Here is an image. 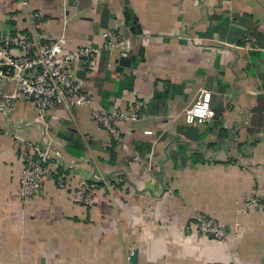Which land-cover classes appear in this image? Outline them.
Wrapping results in <instances>:
<instances>
[{
  "label": "crops",
  "instance_id": "0c3cea01",
  "mask_svg": "<svg viewBox=\"0 0 264 264\" xmlns=\"http://www.w3.org/2000/svg\"><path fill=\"white\" fill-rule=\"evenodd\" d=\"M32 5L42 13L35 26L18 0H0V41L31 29L73 49L118 31L131 44L76 73L95 106L134 98L142 108L120 126L124 142L90 107L55 105L39 117L18 100L0 110V264H131L134 250L136 264H264V207L247 201L264 199V0ZM201 88L214 120L186 124ZM35 148L49 150V175L23 196L22 155ZM82 181L96 185L89 204L73 197ZM200 216L228 237L197 232Z\"/></svg>",
  "mask_w": 264,
  "mask_h": 264
},
{
  "label": "built area",
  "instance_id": "2783aa9c",
  "mask_svg": "<svg viewBox=\"0 0 264 264\" xmlns=\"http://www.w3.org/2000/svg\"><path fill=\"white\" fill-rule=\"evenodd\" d=\"M33 0H18L24 8L30 25L41 19L42 13L34 8ZM103 45L85 44L77 48H66L62 38L36 35L33 31L6 34L0 41V110L11 108L16 101H31L39 117L52 106L62 105L68 110L75 107H90L91 117L99 128L107 131L112 140L124 142L120 126L132 122L140 116L142 103L137 99L113 100L110 107L95 106L81 79L77 76L76 65L91 66L103 51L110 53L128 47L131 41L120 32L106 29L101 32ZM250 46L249 42H246ZM12 50H16L14 53ZM264 52V48H262ZM8 82L11 89L4 91ZM183 120L189 125L208 124L214 120L215 111L211 107V92L201 88L195 99L184 108ZM47 148H35L22 155L25 164L21 177V194L32 196L41 188L49 175L45 164L50 160ZM60 186L63 182L59 181ZM96 195V185L82 181L73 191L76 201L91 203ZM248 206L263 208L264 199L259 195L248 198ZM197 232L225 240L227 232L223 224L199 217Z\"/></svg>",
  "mask_w": 264,
  "mask_h": 264
},
{
  "label": "water",
  "instance_id": "95a60500",
  "mask_svg": "<svg viewBox=\"0 0 264 264\" xmlns=\"http://www.w3.org/2000/svg\"><path fill=\"white\" fill-rule=\"evenodd\" d=\"M127 62H128V58H126V57H122L120 59V65H125V64H127ZM136 259H137V251L134 250L133 254L130 256V263L136 264Z\"/></svg>",
  "mask_w": 264,
  "mask_h": 264
}]
</instances>
